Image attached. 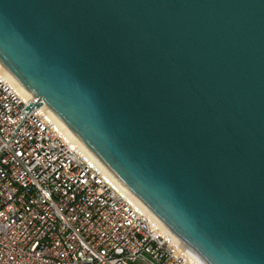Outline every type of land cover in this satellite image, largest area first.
Returning <instances> with one entry per match:
<instances>
[{"label":"water","instance_id":"95a60500","mask_svg":"<svg viewBox=\"0 0 264 264\" xmlns=\"http://www.w3.org/2000/svg\"><path fill=\"white\" fill-rule=\"evenodd\" d=\"M0 65L205 264H264V0H0Z\"/></svg>","mask_w":264,"mask_h":264},{"label":"built area","instance_id":"2783aa9c","mask_svg":"<svg viewBox=\"0 0 264 264\" xmlns=\"http://www.w3.org/2000/svg\"><path fill=\"white\" fill-rule=\"evenodd\" d=\"M0 264H205L0 70Z\"/></svg>","mask_w":264,"mask_h":264},{"label":"bare ground","instance_id":"6f19581e","mask_svg":"<svg viewBox=\"0 0 264 264\" xmlns=\"http://www.w3.org/2000/svg\"><path fill=\"white\" fill-rule=\"evenodd\" d=\"M0 70L8 77V78H10L12 81H13V83L22 91V92H24V93H26V90H24L3 68H2V66L0 65ZM48 109V108H47ZM48 112H49V114L53 117V118H55L57 121H59V123L70 133V134H72L74 137H75V135L65 126V124H63L57 117H56V115L51 111V110H49L48 109Z\"/></svg>","mask_w":264,"mask_h":264}]
</instances>
